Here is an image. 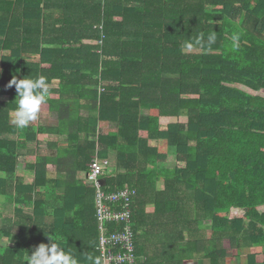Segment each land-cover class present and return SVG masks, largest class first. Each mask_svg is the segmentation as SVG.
Listing matches in <instances>:
<instances>
[{
  "label": "trees",
  "instance_id": "obj_1",
  "mask_svg": "<svg viewBox=\"0 0 264 264\" xmlns=\"http://www.w3.org/2000/svg\"><path fill=\"white\" fill-rule=\"evenodd\" d=\"M51 1L0 0V264H26L50 236L78 264L100 256L96 156L115 158L105 189H137L138 264H221L224 235L264 247V0H79L69 40V4ZM41 75L59 81L41 108L58 123L16 129L6 85Z\"/></svg>",
  "mask_w": 264,
  "mask_h": 264
},
{
  "label": "built area",
  "instance_id": "obj_2",
  "mask_svg": "<svg viewBox=\"0 0 264 264\" xmlns=\"http://www.w3.org/2000/svg\"><path fill=\"white\" fill-rule=\"evenodd\" d=\"M100 41L103 42V39ZM109 164L108 159L96 156L86 172L87 183L96 188L95 216L99 228L97 249L100 256L103 255V264H138L132 207L137 189L130 186L117 190L105 189L101 179L104 167ZM98 167L103 170L100 176H96ZM112 171L110 168L107 173Z\"/></svg>",
  "mask_w": 264,
  "mask_h": 264
},
{
  "label": "clouds",
  "instance_id": "obj_3",
  "mask_svg": "<svg viewBox=\"0 0 264 264\" xmlns=\"http://www.w3.org/2000/svg\"><path fill=\"white\" fill-rule=\"evenodd\" d=\"M208 39L214 42L215 35H210ZM232 40L234 45L238 46L239 35H234ZM13 86H15L17 92L15 99L16 108L11 114L10 124L16 129L22 130L39 119L42 105L46 104L49 100L51 87L47 77L43 75L36 78L23 77L21 79L13 76L6 87L11 88ZM102 171L98 167L96 169V176H100ZM88 259L91 261V264H103V255L90 256ZM26 264H78V260L71 252L66 251L61 246L58 239L50 236L49 243H40L32 251L31 255H28Z\"/></svg>",
  "mask_w": 264,
  "mask_h": 264
},
{
  "label": "rangeland",
  "instance_id": "obj_4",
  "mask_svg": "<svg viewBox=\"0 0 264 264\" xmlns=\"http://www.w3.org/2000/svg\"><path fill=\"white\" fill-rule=\"evenodd\" d=\"M187 50H189V49H187ZM243 88L246 89V90L252 91L254 93H257V92H255L253 90H250L249 88H246L244 86H243ZM86 113H87V111L83 110V114H86ZM38 120H39V123H41V124L57 122L56 119L48 117V114L45 113V112H41L40 113V117H39ZM109 125H110L109 123H105V122L101 123V126L102 127H106V129H108ZM33 145H34V143H33ZM41 147H45V144L42 145ZM47 152H49L51 154H55L56 153L55 150H51V149H49ZM112 159H114V157ZM175 164H176L175 152H174V150L173 151L171 150V154L169 155L168 162H166L165 164H162V165L163 166H167V167H172V166H175ZM19 166H23V164H19ZM111 166H114V163L113 164L110 163V167ZM111 169H114V168L111 167ZM49 173L50 174H55V165H51L49 167ZM80 175L82 177H84L83 173H80ZM164 187H165V182H163V180H162L159 183V188H164ZM261 208L264 209V206H262ZM4 211H5L4 215H10V214L13 213V207L12 206L5 207ZM230 216L233 217V218L234 217H240V216H242V212L237 210V209H232V211L230 213ZM3 221H4V219L0 220V223H3ZM206 230L208 231V234H210V230L211 229H210L209 225H207ZM224 237H225V241H224L223 244H224L225 248L227 249L229 256L226 255L224 258H222L223 260H222L221 264H248V256H249V254H252V253L254 254L255 252H259V251H260V254H261V256H260L261 258L260 259L264 260V247L253 246V245L249 244L248 242H246V243H243V245H242L243 247H240V248L237 247L236 248V247L231 246V242L228 239V236L226 237L224 235ZM160 256L163 257V258L165 257L162 253H159V257ZM164 260L165 259H162V262ZM194 260H193V262H194L193 264H204V260L203 259H200L199 261H196V259H194Z\"/></svg>",
  "mask_w": 264,
  "mask_h": 264
},
{
  "label": "crops",
  "instance_id": "obj_5",
  "mask_svg": "<svg viewBox=\"0 0 264 264\" xmlns=\"http://www.w3.org/2000/svg\"><path fill=\"white\" fill-rule=\"evenodd\" d=\"M67 1V3L69 4L65 9H64V12L65 14L67 15L66 16V19L65 20H62V16L59 11H58V22L60 23L61 21H63L64 23H66L65 27H64V30H62V28H60V30L58 31L59 34H61V30H62V33L65 35V37H67V39H72L73 37L76 36V33H77V29L79 28V26L77 24H74L73 21H74V17L77 16V10L75 9V6H74V3L73 2H77L79 0H65ZM80 1H83V0H80ZM84 1H89V0H84ZM90 2V1H89ZM48 3L50 5H52V1L51 0H48ZM77 17H80V16H77ZM58 27V26H57ZM53 27L52 26H49L47 29H45V31L43 32L42 36V40H43V47L46 49L47 47L51 46L48 44V40H46V36L49 35L50 36V33H48ZM73 34V35H71ZM73 43H76V42H73ZM44 54H46V52H44ZM58 82L59 81H52V83L50 84V87H51V93L50 95L51 96H57V93L56 91H54L56 88H58ZM49 117V116H48ZM58 123L55 122V123H46V124H56ZM114 157V156H113ZM112 157V158H113ZM114 159H111L110 163H114ZM19 164H23V166H19ZM18 164V168L19 169H23L25 167V163L21 162ZM112 168H115V165L114 166H111ZM110 167V168H111ZM82 173V172H80ZM162 189V188H161ZM149 211H152V207L150 206L148 208ZM13 214V213H12ZM5 216H8V215H5ZM145 259H146V256H144ZM200 259H196V261H199ZM155 261H158L157 259H154L153 262ZM195 261V260H194ZM193 260L190 261V264H193Z\"/></svg>",
  "mask_w": 264,
  "mask_h": 264
},
{
  "label": "water",
  "instance_id": "obj_6",
  "mask_svg": "<svg viewBox=\"0 0 264 264\" xmlns=\"http://www.w3.org/2000/svg\"><path fill=\"white\" fill-rule=\"evenodd\" d=\"M101 182H102L103 185H106V178L103 177V178L101 179Z\"/></svg>",
  "mask_w": 264,
  "mask_h": 264
}]
</instances>
